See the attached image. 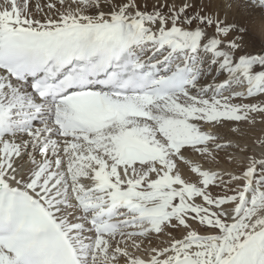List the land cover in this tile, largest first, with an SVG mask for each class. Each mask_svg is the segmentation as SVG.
Returning <instances> with one entry per match:
<instances>
[{"label":"snow or ice","instance_id":"snow-or-ice-1","mask_svg":"<svg viewBox=\"0 0 264 264\" xmlns=\"http://www.w3.org/2000/svg\"><path fill=\"white\" fill-rule=\"evenodd\" d=\"M255 18L264 0H0V264H264Z\"/></svg>","mask_w":264,"mask_h":264},{"label":"bare ground","instance_id":"bare-ground-1","mask_svg":"<svg viewBox=\"0 0 264 264\" xmlns=\"http://www.w3.org/2000/svg\"><path fill=\"white\" fill-rule=\"evenodd\" d=\"M250 26L252 27L254 33H255V40L257 45L260 43L262 38H264V21L260 20L259 18H255L254 20L250 21ZM253 135H259V132L253 131L251 133L247 134L246 142L248 144H251V136ZM220 161H219V169H227L230 168L231 165L227 162V158L224 157L223 153L220 154Z\"/></svg>","mask_w":264,"mask_h":264},{"label":"rangeland","instance_id":"rangeland-1","mask_svg":"<svg viewBox=\"0 0 264 264\" xmlns=\"http://www.w3.org/2000/svg\"><path fill=\"white\" fill-rule=\"evenodd\" d=\"M262 37H263V36H262ZM262 37H261V39L264 40V38H262ZM246 131H247V130H246ZM254 131H256V132H260V128L258 127V128L255 129Z\"/></svg>","mask_w":264,"mask_h":264}]
</instances>
